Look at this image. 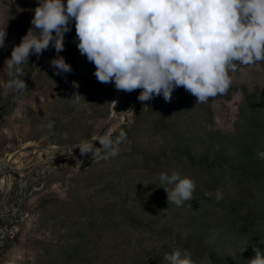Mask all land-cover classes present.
Listing matches in <instances>:
<instances>
[{
    "label": "rangeland",
    "instance_id": "374dc122",
    "mask_svg": "<svg viewBox=\"0 0 264 264\" xmlns=\"http://www.w3.org/2000/svg\"><path fill=\"white\" fill-rule=\"evenodd\" d=\"M37 3L0 0V264H168L174 247L194 264H248L264 251V62L239 65L206 103L183 87L141 102L97 81L72 22L63 51L21 66L28 89L8 91L4 62ZM57 56L70 73L56 74ZM173 171L196 185L180 207L158 179Z\"/></svg>",
    "mask_w": 264,
    "mask_h": 264
},
{
    "label": "clouds",
    "instance_id": "9594fccd",
    "mask_svg": "<svg viewBox=\"0 0 264 264\" xmlns=\"http://www.w3.org/2000/svg\"><path fill=\"white\" fill-rule=\"evenodd\" d=\"M72 22L77 48L94 64L97 81L114 83L117 91L127 93L139 89L141 102L161 94L170 102L173 91L183 87L196 104L206 103L227 93L239 65L264 62V0H38L31 26L4 62L8 91L28 89L21 66L50 46L63 51ZM5 37L6 31H0V49ZM50 64L57 75L72 71L62 56ZM73 86L79 87L76 81ZM80 97L76 93L71 100ZM103 147L110 149V142ZM74 148L81 155H97L92 140ZM257 155L264 158V152ZM158 179L168 203L180 207L193 199L196 185L190 177L173 171L161 172ZM254 253L248 264H264V251L254 248ZM164 259L168 264H194L191 253L179 247Z\"/></svg>",
    "mask_w": 264,
    "mask_h": 264
},
{
    "label": "trees",
    "instance_id": "16d2710c",
    "mask_svg": "<svg viewBox=\"0 0 264 264\" xmlns=\"http://www.w3.org/2000/svg\"><path fill=\"white\" fill-rule=\"evenodd\" d=\"M255 116H257V117H258V116H259V115H258V113H257V114H255ZM259 180H261V179H259ZM261 182H262V181H261ZM259 188H260V189H262V188H263V186L260 184V185H259ZM191 258H192V259H195V258H196V255H194V254H193V255H191ZM209 261H210V263H211V264H215V261H214V260H212V259H209Z\"/></svg>",
    "mask_w": 264,
    "mask_h": 264
}]
</instances>
